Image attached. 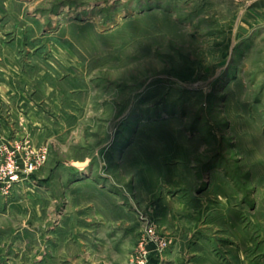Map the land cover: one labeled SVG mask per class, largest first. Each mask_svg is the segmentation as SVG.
<instances>
[{"label": "rangeland", "instance_id": "obj_1", "mask_svg": "<svg viewBox=\"0 0 264 264\" xmlns=\"http://www.w3.org/2000/svg\"><path fill=\"white\" fill-rule=\"evenodd\" d=\"M262 1L0 0L53 137L0 139V264H264Z\"/></svg>", "mask_w": 264, "mask_h": 264}, {"label": "crops", "instance_id": "obj_2", "mask_svg": "<svg viewBox=\"0 0 264 264\" xmlns=\"http://www.w3.org/2000/svg\"><path fill=\"white\" fill-rule=\"evenodd\" d=\"M257 5L264 6V1ZM4 49L6 52L0 57V106H4L7 112L0 111V139L18 140L27 136V140L34 144H47L53 140L49 130L51 120L40 115L41 109L28 95L33 90V81L36 79H31L18 52L9 51L6 47ZM36 76L38 75L35 74L34 78ZM48 90H52L51 87ZM18 122H25L26 127L24 125V129H21ZM137 230L134 227L133 234Z\"/></svg>", "mask_w": 264, "mask_h": 264}, {"label": "built area", "instance_id": "obj_3", "mask_svg": "<svg viewBox=\"0 0 264 264\" xmlns=\"http://www.w3.org/2000/svg\"><path fill=\"white\" fill-rule=\"evenodd\" d=\"M16 151L17 149L10 147L8 143H4L0 147V152L4 156V158L0 162V188L3 189L5 193H8L13 185H16L24 179V175L20 169V163L17 160ZM44 158L45 154H41L37 157H28L27 159H25L24 171L26 172V174L35 171L38 166L44 161ZM158 242H160L159 244L164 246L167 244V239H161ZM141 250L144 249L141 248ZM145 253L146 251L144 250V256L141 255L142 260L139 264H145Z\"/></svg>", "mask_w": 264, "mask_h": 264}]
</instances>
